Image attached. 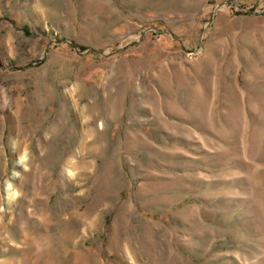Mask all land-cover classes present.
I'll use <instances>...</instances> for the list:
<instances>
[{
	"label": "rangeland",
	"instance_id": "374dc122",
	"mask_svg": "<svg viewBox=\"0 0 264 264\" xmlns=\"http://www.w3.org/2000/svg\"><path fill=\"white\" fill-rule=\"evenodd\" d=\"M0 264H264V0H0Z\"/></svg>",
	"mask_w": 264,
	"mask_h": 264
},
{
	"label": "bare ground",
	"instance_id": "6f19581e",
	"mask_svg": "<svg viewBox=\"0 0 264 264\" xmlns=\"http://www.w3.org/2000/svg\"><path fill=\"white\" fill-rule=\"evenodd\" d=\"M7 194L11 196V193L10 192H8Z\"/></svg>",
	"mask_w": 264,
	"mask_h": 264
}]
</instances>
